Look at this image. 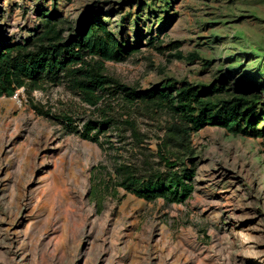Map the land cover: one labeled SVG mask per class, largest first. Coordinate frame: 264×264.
Returning <instances> with one entry per match:
<instances>
[{"label": "rangeland", "instance_id": "rangeland-1", "mask_svg": "<svg viewBox=\"0 0 264 264\" xmlns=\"http://www.w3.org/2000/svg\"><path fill=\"white\" fill-rule=\"evenodd\" d=\"M51 13L73 28L66 40L95 23L136 50L104 67L141 92L188 82L257 94L262 136L192 132L190 197L145 200L117 173L139 148L113 129L86 139L99 112L66 83L2 96L0 264H264V0H0V49ZM160 114L145 124L169 122ZM158 144L142 146L155 155Z\"/></svg>", "mask_w": 264, "mask_h": 264}, {"label": "trees", "instance_id": "trees-1", "mask_svg": "<svg viewBox=\"0 0 264 264\" xmlns=\"http://www.w3.org/2000/svg\"><path fill=\"white\" fill-rule=\"evenodd\" d=\"M52 14L41 20V30L27 42L0 49V97H12L19 89L31 94L66 83L68 90L99 112L94 122L85 125L86 139L99 143V136L113 129L121 142L132 139L139 148L141 160L117 169L124 190L145 200L184 203L192 192L187 183L192 172L184 169L185 162L196 156L192 132L212 126L232 135L262 136L257 128V94L216 83L188 82L179 88L169 83L164 90L141 92L109 75L104 67L107 62H124L136 50H124L102 24H87L77 40H66V32L73 28ZM176 55L182 59L181 53ZM160 113L169 122L157 124L156 130L145 124ZM66 119L71 123V118ZM92 132L96 134L89 138ZM152 138L159 141L155 155L142 146ZM154 156L160 164L153 161ZM177 166L181 172L175 170Z\"/></svg>", "mask_w": 264, "mask_h": 264}, {"label": "built area", "instance_id": "built-area-1", "mask_svg": "<svg viewBox=\"0 0 264 264\" xmlns=\"http://www.w3.org/2000/svg\"><path fill=\"white\" fill-rule=\"evenodd\" d=\"M21 91H16L15 97H17L20 94Z\"/></svg>", "mask_w": 264, "mask_h": 264}]
</instances>
